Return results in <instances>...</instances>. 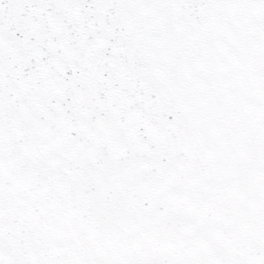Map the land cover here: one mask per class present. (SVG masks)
<instances>
[{"label":"snow or ice","instance_id":"1","mask_svg":"<svg viewBox=\"0 0 264 264\" xmlns=\"http://www.w3.org/2000/svg\"><path fill=\"white\" fill-rule=\"evenodd\" d=\"M0 264H264V0H0Z\"/></svg>","mask_w":264,"mask_h":264}]
</instances>
